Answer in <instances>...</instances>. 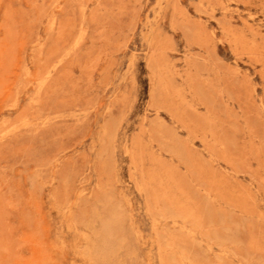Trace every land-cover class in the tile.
Here are the masks:
<instances>
[{"label":"rangeland","instance_id":"1","mask_svg":"<svg viewBox=\"0 0 264 264\" xmlns=\"http://www.w3.org/2000/svg\"><path fill=\"white\" fill-rule=\"evenodd\" d=\"M0 264H264V0H0Z\"/></svg>","mask_w":264,"mask_h":264}]
</instances>
